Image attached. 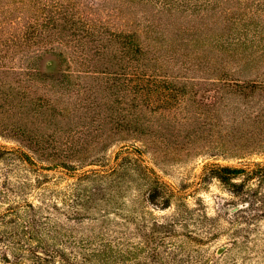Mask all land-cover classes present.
Listing matches in <instances>:
<instances>
[{
	"label": "rangeland",
	"instance_id": "rangeland-1",
	"mask_svg": "<svg viewBox=\"0 0 264 264\" xmlns=\"http://www.w3.org/2000/svg\"><path fill=\"white\" fill-rule=\"evenodd\" d=\"M134 33L136 59L122 47ZM137 65L185 97L151 98ZM62 73L77 84L58 89ZM215 87L213 109L197 104ZM0 149V264H58L32 254L45 246L83 264L123 252L129 264H264V179L244 182L248 194L200 184L208 163L264 165V0H0ZM61 161L77 170L39 169ZM119 162L120 178L80 177ZM141 165L170 207L146 201Z\"/></svg>",
	"mask_w": 264,
	"mask_h": 264
},
{
	"label": "trees",
	"instance_id": "trees-1",
	"mask_svg": "<svg viewBox=\"0 0 264 264\" xmlns=\"http://www.w3.org/2000/svg\"><path fill=\"white\" fill-rule=\"evenodd\" d=\"M73 30V29H72ZM67 32V31H66ZM93 32L90 30H87L85 32V37L87 38H91ZM60 36H64V35H60ZM78 38L80 37V35H76ZM58 40H61L63 42V38L61 37H57ZM117 41L119 39H123V36L120 34H118ZM111 41L112 39H108V43L106 44V46H103L102 48L105 49L107 47H109L111 45ZM139 42H138V38L136 36V34L134 33V35H132V39L129 41V43L127 45H123L122 47L124 48H128L125 46H129V50L134 53L132 56H135L134 59H136V55L138 54V49L140 48L139 46ZM140 50V49H139ZM136 54V55H135ZM58 56L60 57V59L62 60V64H67L68 65V58L67 55L63 53V51H60L58 53ZM84 56H86V58H93L95 57V54L91 53V54H84ZM40 55L38 54H29V55H25L23 58H21V70L22 73H19L20 75H24L26 78H31L30 76L32 74H30V70L31 68H35L32 67L31 64L36 63V61L38 62ZM81 60L82 57L80 56H76V60L79 59ZM35 66V64L33 65ZM136 71L139 70L141 68L140 71H137L138 74H136L134 77H136V79L138 81H142V85L143 88L145 87L147 89V92L149 93L150 97H158L161 100V103L169 106L171 105L173 102H179V100L183 99L185 96L181 95L183 92L180 91V89L176 88L175 86L168 84L166 81L164 80H157L155 78L156 74L154 73H150L149 75H147V71L144 67H141V65H137L136 66ZM143 72V73H140ZM153 72V71H152ZM109 77L113 79V83L116 82H123L124 81V74L121 72L119 74L117 73H109ZM56 84V83H55ZM75 84H77L76 82V78H74V80L72 81L71 77L66 74V73H62V79L58 80V83L56 84L57 88L60 90H65V89H69L71 86H74ZM226 86L231 87L232 91L235 93H239L241 96H246L248 93V95H250L251 93H253L256 89V86H250L249 90H247V86H239V85H229V84H224ZM223 86V85H221ZM207 91V90H206ZM209 92L208 95L203 98V99H195L197 100V104L206 107L208 110H210V108H214L217 103L219 102V100H222L221 94H220V87H215L213 88V90H209L207 91ZM247 95V96H248ZM196 96V94H195ZM192 100V99H191ZM193 100V101H194ZM255 115L252 117L253 122L257 123V119L259 117V115H257V111H255ZM245 119V117H242L240 120H235L233 119V123L234 124H238L240 122H242V119ZM201 127H204V123L200 124ZM236 125H234V127H232V130H235ZM4 150L0 149V159L3 157L4 154ZM19 156L20 158L25 161L28 162L31 158H33L30 154L26 153L25 151H19ZM125 159V157H124ZM137 159V158H136ZM130 164L125 162H119L116 164H112L110 165L108 168L107 166H101L102 169L96 170V169H91V170H87L84 173H82L80 175V177L83 176H89L90 174H97V173H104L102 175H109L110 177H114V179L120 178V175H124V171H126L127 167H129ZM143 166V165H141ZM64 169L66 170V172L68 173H74L77 170V166L68 163L66 161H61L59 163H54L51 165H48L47 167H39L40 170L45 169V170H57V169ZM143 168H145V171L141 172L147 176L146 178H148L149 180H151L154 185L151 186V188L149 189V191L146 193V201L155 205V206H161L162 208H167L170 207V195L168 193V191L166 190L167 186L164 182L162 181H158L155 178V174L151 169H148L146 166H143ZM64 173V171H62ZM141 174V173H140ZM213 178L218 180L222 185L228 187V188H232V190H234V192L240 193L243 192L244 194H248L251 191H244V182L249 181L250 179H258V180H262L264 179V165L263 164H255L254 167H251L249 169L246 168V166H242V167H233V166H229V165H220V164H214V163H208L204 166V168L202 169V173H201V177H200V184H202L203 182L206 181V179L208 178ZM241 180L237 182L238 179ZM236 188V190H235ZM90 200H88L87 202H89ZM33 231L31 229H28L26 232H24L23 236L26 239V241H31L33 238ZM33 255H35V257L40 259V262H52V263H60V264H83L80 262H77L76 259L71 258L67 255L66 251L64 249H51L50 247H41V249H37L34 252H32ZM126 253H117L115 254V256L113 257V259H103L100 261H97V263L94 264H129L126 263V260H124V258L126 257ZM10 256L8 255L7 258H9ZM5 258L7 261L9 259ZM57 258H60L59 260ZM57 259V260H56Z\"/></svg>",
	"mask_w": 264,
	"mask_h": 264
}]
</instances>
